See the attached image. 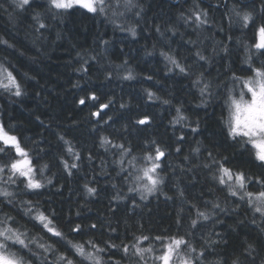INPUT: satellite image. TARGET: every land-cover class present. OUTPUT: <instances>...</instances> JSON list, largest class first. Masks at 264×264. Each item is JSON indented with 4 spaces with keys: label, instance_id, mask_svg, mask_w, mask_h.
<instances>
[{
    "label": "snow or ice",
    "instance_id": "6c2138e0",
    "mask_svg": "<svg viewBox=\"0 0 264 264\" xmlns=\"http://www.w3.org/2000/svg\"><path fill=\"white\" fill-rule=\"evenodd\" d=\"M9 7L10 21L15 13L29 22L33 63L46 54L45 33L77 13L134 42L150 32L145 39L154 43L143 50L163 62V79L159 69L137 72L127 58L115 63V41L103 35L95 48L76 52V71L83 79L91 62L101 64L104 81L140 84L141 99L170 118L161 138L149 132L154 115L124 117L131 98L120 97L114 116L115 97L87 87L78 105L89 108L92 148L73 135L76 121L64 127L37 116L43 131L26 137L22 126L0 119V264H264V0H184L150 27L145 0H11ZM0 46V94L22 100L35 77L7 51H25L2 38ZM213 117L219 131L205 135ZM73 180H84L75 210L57 209L53 197ZM102 193L106 213L93 222L90 205ZM161 197L173 206L172 222L157 231L149 205Z\"/></svg>",
    "mask_w": 264,
    "mask_h": 264
},
{
    "label": "trees",
    "instance_id": "16d2710c",
    "mask_svg": "<svg viewBox=\"0 0 264 264\" xmlns=\"http://www.w3.org/2000/svg\"><path fill=\"white\" fill-rule=\"evenodd\" d=\"M10 2L11 0H0V4H3V7L0 8V38L8 40L10 43H16L21 51H25L24 56L18 57L14 50L8 49L7 55L12 64L20 68L21 71L29 72V75L34 76L35 80L28 86V95L22 100L0 94V119L22 126L26 137L43 131L38 126L37 116L45 123L58 122L64 127L70 126L73 121H76L79 124V130L74 131L73 135L86 142V147L92 148V138L88 136V129L91 127L88 119L89 108H81L78 105V98L84 94L83 89L91 87L97 89L99 94L115 97L117 103L113 111L109 112L110 115L117 116L116 109L119 108L120 97L123 96L125 101L131 98L132 112H125L124 117L127 118L129 115L135 116L144 112L154 115L156 123L152 129H149V132L164 138L165 126L170 117L164 112V109L152 105L146 98L141 99L143 93L140 84L116 79L111 82L104 81L102 66L95 62H91L92 68L83 79H81L82 73L76 71L80 67L76 52L81 49L95 48L98 36L103 35L105 39L115 41L116 47L112 55L115 63L119 64L122 59L127 58L131 67L137 72L142 69L145 71L159 69L157 79H163V62L158 63V58L146 57L143 50L144 45H147L148 49L151 50V45L154 43L151 39H145V37L150 36V32L145 31L134 42L127 33L119 31L114 33L112 25L101 22L100 18L94 20L89 16L77 13L67 17L65 23L59 25L51 35L45 33L47 39L42 42V50L46 54L40 55L33 63V58L37 57L38 54L31 44L32 29L29 27L28 21L20 22L15 13H13L14 20L10 21L9 13L12 12V8L9 7ZM145 3L150 6L146 17L147 27H150L155 17H159L158 22H160L167 20L169 16H174L178 11V6L183 4L184 0H145ZM129 20L131 21L132 18L129 17ZM141 27H145L144 21H141ZM56 31L61 33L62 39L56 38ZM216 38L221 37L217 36ZM121 48H123L124 55L117 59L115 53H118ZM5 55L3 46H0V58ZM21 65H23L22 68ZM77 81L80 82V88L73 87ZM184 83L186 85L187 81ZM148 86V82L143 84V87ZM167 86L175 87L171 80L167 81ZM177 94L181 99H191L186 92H178ZM217 115H219L218 109ZM201 116H203V112H201ZM123 122V119L118 118L116 126L118 127ZM218 131L219 128L216 125L215 117H213L205 135H212L213 132ZM98 151L103 154V149ZM106 159H111V157H106ZM99 165L100 161L97 160V172H99ZM87 178L89 180L92 178L91 173ZM105 179H100L101 186L105 184ZM83 183L84 180L69 182L63 196L53 197L54 206L57 209L61 206L65 209L71 206L75 210L81 191L79 185ZM80 202L82 203V201ZM107 205L108 200L103 193L97 202L90 205L92 211L88 215L92 217L93 222L97 214L103 216L106 213ZM149 207L152 209L151 226L155 227L157 231L162 227H167L172 222L169 217L173 213V206L170 202L166 204L163 197L159 200L152 199ZM144 222L145 227H149L147 210H145Z\"/></svg>",
    "mask_w": 264,
    "mask_h": 264
}]
</instances>
